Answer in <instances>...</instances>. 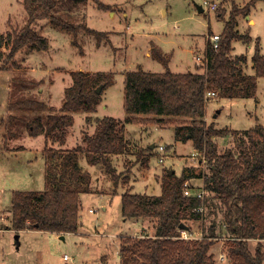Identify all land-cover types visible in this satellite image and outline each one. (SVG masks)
I'll use <instances>...</instances> for the list:
<instances>
[{"label": "trees", "instance_id": "16d2710c", "mask_svg": "<svg viewBox=\"0 0 264 264\" xmlns=\"http://www.w3.org/2000/svg\"><path fill=\"white\" fill-rule=\"evenodd\" d=\"M88 0H22L27 12L25 24L13 31L8 38V58L24 46L45 50L48 40L39 34L35 23L50 18L63 29L100 35V32L80 22L72 24L63 20V10L71 12ZM102 9L110 5L101 0H91ZM231 1V0H221ZM255 2L246 7L233 8L220 34L216 48L211 44L208 30L205 60L201 71L173 72L167 59L153 51L165 69L161 72L137 67L124 72L123 109L128 116L123 120L112 116L95 118L92 133H82V144L69 149L53 147L63 144L74 119L71 112H93L101 102L104 89L114 83L112 71L72 70V82L63 90L58 107L28 96L9 102L12 110H36L46 112L30 120H23L28 134L44 135L42 156L45 160V184L43 190H18L11 192V228L19 231L35 228L56 233L75 232L79 227L80 193L89 192L90 175L78 163L83 154L91 164L101 163L116 184L117 176L110 163L109 154H121L129 150L125 137L126 123H144L169 117L174 126L175 141L190 139L198 152L199 160L207 167H190L180 175L168 170L160 179L159 195L131 193L121 194V214L124 218H150L153 234L126 235L120 239L119 264H216L210 247L224 239L227 264H264V125L243 129L216 128L206 122V105L211 100L206 94L214 91L222 98L255 97L256 80L264 77V52L256 47L252 55L253 74H244L239 63L243 55L232 56L233 40L247 42L250 37L236 29V16L245 14ZM223 18V12H218ZM2 51L0 50V56ZM1 69V68H0ZM2 69H5L3 66ZM101 85V90L96 88ZM145 116V117H141ZM89 119V118H87ZM17 135V133H16ZM231 135L233 147L219 150L216 137ZM50 142V143H49ZM150 150V147H147ZM137 151V157L147 167L149 157ZM190 178H202V198L183 193ZM192 190L198 191L190 184ZM115 192V191H114ZM211 213V205L222 209V221H211L201 238H180V225L191 231L192 224L202 221L205 206ZM256 240L254 249L250 241ZM101 263L108 264L101 256Z\"/></svg>", "mask_w": 264, "mask_h": 264}, {"label": "rangeland", "instance_id": "374dc122", "mask_svg": "<svg viewBox=\"0 0 264 264\" xmlns=\"http://www.w3.org/2000/svg\"><path fill=\"white\" fill-rule=\"evenodd\" d=\"M101 1L113 4L121 0ZM87 2L84 9L86 13L82 11L81 5L74 12L66 8L63 10L65 15L62 19L71 20L72 24L82 22L89 28L104 33L98 36L87 32L84 28L75 32L61 28L50 18L38 19L35 28L38 33L47 37L50 49L47 51L36 49L38 52H35L36 54L34 53L27 62L25 46L19 49L12 59L7 57L8 38L27 21L28 15L23 2L0 0V50L2 51L0 70H3V66L10 68L9 72L2 73L4 81L12 77L8 80V83L10 82L8 89L5 88L7 92L3 93L0 90V264H102V255L106 257L108 264H119L118 250L122 237L142 236L147 231V234L153 232L150 218L138 219L139 225L146 227L145 233L135 232L138 223L132 219L123 220L120 212V193L132 187V183V192H144L146 189L159 192L158 183L161 176L169 169L181 173L185 168L201 167L207 172L206 165L199 162L203 152L194 153L190 139L183 142L175 141L174 126L171 124L173 118L162 117V120L136 123L139 129L130 133V137L126 136L129 139V150L117 158H109L114 168V175L117 176L116 184L105 167L100 166L97 175L102 182H98L96 186L99 193H84L81 196L80 231L83 234H67L61 238L55 232L40 229L20 233L11 229V192L15 189L43 190L45 180L41 156L44 138L40 135L29 136L23 122L33 119L36 112L11 108L8 110L7 105L10 101L30 96L34 100H44L51 106H58L64 87L72 82L70 71L82 69L123 72L125 66L131 69L137 62L148 60L144 54L150 39L157 41L166 52L173 50L169 68L175 71L184 70L185 64L188 63L189 68L193 70V58L189 51L191 39L203 45L208 28L213 32L223 29V18L219 16V11L227 16L228 11L233 8H244L250 0H216V10L205 7L202 12H198L192 0H131L125 3L126 7L124 4L119 7L115 5L107 10L97 7L91 0ZM255 6L264 11V0H257ZM124 7L127 16L118 10H124ZM163 9L166 13H163ZM111 12L115 14L112 15ZM130 33H133V37L129 39ZM250 47L249 43L236 40L233 52L239 55L245 54ZM43 61L50 62L52 67L46 68L48 71L38 69V67L42 68ZM144 68L161 71L165 67L162 62L149 59ZM41 77L45 85L53 82L51 89L48 88L46 91L50 93V98L48 94L44 95L46 98L37 96L40 93L39 87L42 92L43 85L38 81ZM261 78L257 90L260 98L258 107H255L251 100L229 101L216 95V98L206 105L209 122H215L217 128L243 130L252 127L258 116L259 122L264 125V77ZM123 79V74L115 73V82L106 92L111 110L104 109V111L100 108L96 114L100 116L108 114L121 119L124 117L121 98ZM0 88H3L2 84ZM83 112L74 111V122L70 128L72 131L68 136L69 145L73 147L76 137L78 136L82 142L83 131L91 132L95 118H99L93 114L80 116ZM16 133L20 136L17 137ZM215 142L219 150L234 145L231 135L216 137ZM150 144L154 147L148 150ZM52 145L66 149L64 144L62 146L52 143ZM160 145L164 146V150H159ZM69 148L72 147L67 149ZM139 149L143 151L145 157H149L147 167H144L137 157ZM81 158L85 159L83 154ZM100 172L102 175H99ZM192 186L195 188L194 185ZM114 191H117V194H113ZM102 203L105 204V210L102 208ZM202 211L204 212V209ZM205 211L206 215L204 214L202 221L192 224L191 231H196L195 235L200 232L206 233L211 221H215L217 229H220L222 219L218 211H216L217 215L209 213L207 208ZM224 241L220 239L213 246L214 258L219 252H224L226 248ZM251 242L250 247L254 249L255 241ZM64 255L69 259L65 260Z\"/></svg>", "mask_w": 264, "mask_h": 264}, {"label": "crops", "instance_id": "0c3cea01", "mask_svg": "<svg viewBox=\"0 0 264 264\" xmlns=\"http://www.w3.org/2000/svg\"><path fill=\"white\" fill-rule=\"evenodd\" d=\"M131 0H125V1H120V2H118V3H116V2H114L113 4H110V3H104V4H108V5H110V7H114L115 5L116 6H123V4H124V6L126 7V5H125V3L126 2H130ZM256 1L257 0H255V2L249 7V10L245 13V14H239V15H237L236 16V26H235V29L239 32V33H241V34H246L247 33V35L250 37V40L249 41H247V43H249L250 44V48H249V50H247V52L244 54V53H241L240 55H243L244 56V60L243 61H241L240 63H239V66H240V68H241V70H242V72L244 73V74H253L254 73V69H253V63H252V60H251V58H252V55H253V53H254V51H255V48L257 47L258 49H259V51L261 52V53H263L264 52V11L262 10H259V7H256L255 6V3H256ZM192 2H193V4H194V6L197 8V4H196V2H195V0H192ZM86 3H88V2H86ZM80 4L81 6H83V8H82V11H84V9H85V7L87 6V4ZM124 7V10L123 9H118V10H120V11H122V14L124 15V16H127L128 15V13L126 12V8ZM79 8V7H78ZM203 8V7H202ZM204 9V8H203ZM197 10H198V8H197ZM114 11H116V9L114 10ZM203 11V10H202ZM202 11H199L198 10V12H202ZM218 12V11H217ZM84 13H86V11H84ZM163 13H166V10L165 9H163ZM110 14H115V12H111ZM228 15H229V11H228V14H227V16H225V14H224V16H223V27H224V20H226L227 18H228ZM86 26H87V24H86ZM256 29V30H255ZM208 30H210L209 28H208ZM223 30V29H222ZM105 32H107V31H105ZM114 32V31H113ZM221 32L222 31H218V32H213L212 30H210V34L212 35V34H221ZM108 33V32H107ZM40 34V33H39ZM42 35V34H41ZM42 36H44V35H42ZM205 37H204V42H203V45H200V44H198V42L195 40V39H191V42H190V44H189V51L191 52V54H192V58H193V63H192V67H193V70L191 69V68H189L190 67V65L188 64V63H186L185 64V68H184V70H179V71H175V70H172L171 68H169L170 70H172L173 72H187V71H201L202 70V65H203V63H204V60H205V53H206V43H207V41H208V31H207V33L204 35ZM45 37V36H44ZM133 37V33H130V35H129V39L130 38H132ZM46 39H47V37H45ZM48 40V39H47ZM236 40H233L232 41V50H231V52H230V55H232V56H238L239 54H236V53H234L233 51H234V42H235ZM32 50V49H34V48H28V46L26 47L25 46V58H26V61L28 62L29 61V58L35 53V52H38V50H36V49H34L33 51H28V50ZM50 49V47H49V42H48V48L47 49H45L46 51L47 50H49ZM153 51H156V52H160L166 59H167V61H168V64H169V61H171L170 60V58H171V55L173 54V50H170V52H166V51H164L163 50V48H162V46L157 42V41H154L153 39H150L149 40V42H148V44H147V46H146V48H145V54H144V56L149 60V59H154V60H158V61H160L158 58H156L154 55H153ZM36 54V53H35ZM15 56V55H14ZM28 57V58H27ZM148 60H142V61H139V62H137L136 63V65L133 67V68H127V66H125L123 69H122V71L123 72H121V70L119 71H112L113 73H114V77H115V73L116 72H120L121 74H123L124 75V72L126 71V70H133V69H136L138 66L139 67H141L143 70H146V68H144V65L145 64H148ZM14 61V60H13ZM24 61H25V59H24ZM15 62V61H14ZM30 62H31V60H30ZM144 62H145V64H144ZM161 62V61H160ZM201 63V64H200ZM167 64V65H168ZM42 68H40V67H38V69H40V70H46V68H51L52 66L50 65V62L49 63H46V62H42ZM165 67V66H164ZM36 68V67H35ZM8 69H10V68H5V69H3V70H0V80H2L1 82H0V86H1V84H2V86H3V88L1 89L0 88V90H1V92H3V93H6L7 92V90H5V88L6 89H8V87H9V85H10V82L8 83V80L9 79H11V78H9L8 80H6V81H4L3 79H2V73H4V72H9L10 70H8ZM165 69V68H164ZM31 70H33V68L31 69ZM76 70V69H75ZM77 70H82V69H77ZM46 71H48V70H46ZM83 71H88V70H83ZM89 71H93V70H89ZM98 71H102V70H98ZM146 71H152V70H146ZM161 71H163V70H161ZM161 71H153V72H161ZM260 79H262L261 77H258L257 78V80H256V87H255V97H245V98H243V97H236V98H226L227 100H229V101H231V100H233V99H242V100H244L245 102H247V101H249V100H251V101H253L252 103H253V105L255 106V107H258V105H259V102H260V98H259V94H258V92H257V90H258V83H259V80ZM38 81H40V84L41 85H43L42 86V92H41V87H39L38 88V91H40V93H36L37 94V96H39V97H45L44 95H46V94H48V97L50 98L51 96L49 95L50 93H48V92H46L47 90H48V88H50V86H52V84H53V82L52 83H50V84H48V85H45V83L43 82L44 80H43V77H41V78H39L38 79ZM47 82H49V81H47ZM114 82H115V80H114ZM69 86V85H68ZM65 87H67V86H65ZM64 87V88H65ZM110 88V86L108 87V88H106V89H104V91L102 92V99H101V102L96 106V108H95V110L93 111V112H83V113H81V115L80 116H85L86 114V116H91V114H93L94 116H96V117H99V118H101V117H103V116H112V115H108V114H103V115H98V114H96L97 113V111L100 109V108H102L103 110L104 109H106V110H111V108H110V103L107 101V95H106V92H107V90ZM51 89V88H50ZM64 90V89H63ZM63 97V96H62ZM5 97H3V99H4ZM46 98V97H45ZM121 98H122V105H123V92H122V94H121ZM216 98V97H215ZM62 100V99H61ZM39 101H42V100H39ZM42 102H44V103H46L44 100L42 101ZM47 104V103H46ZM60 104H61V102H60ZM59 104V105H60ZM8 105H9V103H8ZM8 105H7V109L8 110H10V108L8 107ZM47 105H50V104H47ZM58 105V106H59ZM58 106H54V107H58ZM221 109V108H220ZM105 111V110H104ZM25 112H31V113H35V116L34 117H36V116H38V115H42L43 113L45 114L46 112H40V111H36V110H25ZM125 112V111H124ZM220 112V110L218 109V113ZM71 114H72V116H73V119H74V112H71ZM216 115V114H215ZM215 115H213L214 117H216ZM126 116H128V114H124V117L121 119V118H119V117H115V116H112V117H114V118H117V119H120V120H123ZM33 117V118H34ZM251 117V116H250ZM204 119H205V121L206 122H208L209 123V120H208V116H207V111H206V115H205V117H204ZM28 120H30V119H28ZM215 123V122H214ZM255 124H261L260 122H259V119H258V116H256V118H255V121H254V124H253V126L255 125ZM263 125V124H262ZM216 127V126H215ZM70 128H72V126L70 127ZM69 128V130H68V132H67V135H66V138H65V142L63 143L64 144V146H65V148H68V147H73V146H71V145H69V142H68V139H69V134L71 133V129ZM81 128V127H80ZM94 128H95V125H94V127H93V129H92V131L91 132H89V133H92L93 132V130H94ZM217 128V127H216ZM125 129H126V131H125V137L126 136H128V137H130V133H134V131H136V129H139V126L136 124V123H126L125 124ZM84 132V131H83ZM86 132V131H85ZM88 133V132H87ZM129 133V134H128ZM79 134H80V132H79ZM29 135V134H28ZM17 137H19L20 135L17 133V135H16ZM29 136H31V135H29ZM40 136H43V138H44V135L43 134H40ZM134 137H135V135H133ZM128 137H126V138H128ZM128 141H129V139H127ZM138 140H140L141 141V138H139L138 137ZM191 141V140H190ZM44 142H45V138H44ZM74 142H75V144H74V146H76V145H78V144H82V142L79 140V137L77 136L76 137V139L74 140ZM192 142V141H191ZM57 143V142H56ZM62 145V144H61ZM63 146V145H62ZM149 147H150V145H148ZM172 146V145H171ZM54 147L55 148H60V146H58V147H56L55 145H54ZM153 147H154V145H153ZM152 147V148H153ZM22 149H25V148H22ZM41 151H42V149H41ZM128 151V150H127ZM126 151V152H127ZM193 151H194V153H196L198 150L197 149H195L194 147H193ZM126 152H124V153H121V154H109V158L111 159V158H117V157H119L120 155H124ZM41 156H42V152H41ZM85 157V156H84ZM42 159H43V164L45 163V160H44V158H43V156H42ZM82 160H83V162H82ZM200 162V161H199ZM78 163H79V165H80V167H81V169L83 170V171H86V172H88L89 173V175H90V182H89V188H90V191L89 192H83V193H80V210H81V208H82V201H81V196H82V194H84V193H99V192H97V188H96V186H97V183L99 182V183H101L102 182V180L101 179H99L98 178V167H100V166H102L103 167V165H101V164H99V163H96V164H91V163H89L88 161H86V158L84 159V158H81V156L79 157V160H78ZM44 170H45V164H44ZM173 171H174V169H173ZM44 173H45V171H44ZM102 172H100L99 173V175H102L101 174ZM175 174L176 175H180L181 173H176L175 172ZM98 178V179H97ZM44 180H45V178H44ZM135 181V180H134ZM133 181V182H134ZM187 182H188V184H190V183H192V185H194L195 186V188H197V189H201V188H203V185H204V182H203V179L202 178H190L189 180H187ZM158 185H159V192H153L152 190L150 191V190H148V189H146L144 192H132L131 191V189H132V187H133V183H132V187H130L129 189H126V190H129V192H131V193H146V194H150V195H159L160 194V192H161V186H160V183H158ZM45 187H46V184H45ZM126 190H124L123 192H125ZM123 192H121L120 193V198H121V194L123 193ZM113 194H117V191H115ZM110 195V194H109ZM102 208L105 210L106 209V207H105V204H103L102 203ZM203 209H204V212H203V217H204V214L206 215V211H205V209H206V205L203 207ZM80 210H79V227H78V229L75 231V232H65V233H56V235H58V236H60L61 238H63L65 235H67V234H78V235H81V234H83L81 231H80V227H81V225H82V222H81V220H80V216H81V212H80ZM216 211H218V213H219V215L221 216V218L220 219H222V209L218 206L217 207V210H215V208L211 205V214H214V215H217V212ZM221 211V212H220ZM120 212H121V200H120ZM121 217L123 218V220H126V219H132L133 221H135V223H138V226H137V228H136V230H135V232H137V231H143L144 233H145V228L146 227H143L144 225H139V221H138V219H145V218H136V217H131V218H124L123 216H122V214H121ZM144 223V222H143ZM213 223H215V221L213 222ZM11 225V224H10ZM8 229H10V228H8ZM12 229V228H11ZM13 231H14V229H12ZM27 230H37V229H35V228H26V229H22V230H19L18 232L20 233V232H22V231H27ZM18 232H16V233H18ZM148 232V231H147ZM146 232V233H147ZM146 233L144 234V235H146ZM153 234V232L151 233L150 232V235H152ZM139 235V234H138ZM220 240V239H219ZM251 241H255V243H256V240H251ZM250 241V246H251V244H252V242ZM217 242V241H216ZM215 242V243H216ZM212 244V246L210 247V252L212 253V251H213V246L214 245H216V244ZM254 243V244H255ZM263 244H264V240H263ZM255 246V245H254ZM223 263H226L227 264V262H223ZM222 263V264H223Z\"/></svg>", "mask_w": 264, "mask_h": 264}, {"label": "built area", "instance_id": "2783aa9c", "mask_svg": "<svg viewBox=\"0 0 264 264\" xmlns=\"http://www.w3.org/2000/svg\"><path fill=\"white\" fill-rule=\"evenodd\" d=\"M195 2L200 4L203 8L206 7L207 9L216 10V6H217L216 0H197ZM219 38H220L219 34H212L209 37V40H210V42H211V44L213 45L214 48L217 47L218 42H219ZM206 95L208 97H210L211 100H213L215 98V96H216V93L214 91H208ZM163 148H164L163 145L159 146V150H164ZM201 157L203 158V156H201ZM184 184H185V188L183 190L184 195H186V196L196 195L197 197H200V198L203 197V195H204V191L203 190H201V189H199L198 191L192 190L188 186L189 184H188L187 181ZM196 210L202 211L203 210V206H198L196 208ZM195 233H196V231L192 232V231H187L185 229H181L179 237L180 238H184V239H192V238H201V237H203V233L202 232L198 233V235H195ZM215 258H216L215 259L216 264H221L224 261H228L227 254L225 252H219ZM64 259L68 260L69 257L67 255H64Z\"/></svg>", "mask_w": 264, "mask_h": 264}, {"label": "water", "instance_id": "95a60500", "mask_svg": "<svg viewBox=\"0 0 264 264\" xmlns=\"http://www.w3.org/2000/svg\"><path fill=\"white\" fill-rule=\"evenodd\" d=\"M196 4H197L196 6H197L198 10H199V11H202V10H203L202 6H201L200 4H198V3H196ZM100 90H101V85H99V86L96 88V91H97V92H99ZM152 147H153V144H150V148H152ZM168 172H169V173H173V169H169ZM180 227H181V229H185V230H186V228H184V226H183L182 224L180 225Z\"/></svg>", "mask_w": 264, "mask_h": 264}]
</instances>
